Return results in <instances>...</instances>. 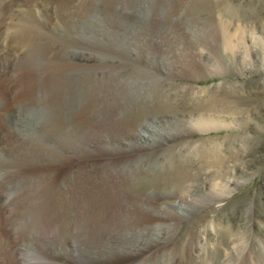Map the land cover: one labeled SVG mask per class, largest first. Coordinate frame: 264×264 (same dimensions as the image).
I'll return each instance as SVG.
<instances>
[{
  "label": "bare ground",
  "instance_id": "1",
  "mask_svg": "<svg viewBox=\"0 0 264 264\" xmlns=\"http://www.w3.org/2000/svg\"><path fill=\"white\" fill-rule=\"evenodd\" d=\"M34 1L0 0V25L19 13L0 50H21L16 59L0 53V146L14 153L0 178L10 193L8 203L0 194V264H227L231 248L219 260L208 253L211 223L192 254L168 238L176 219L218 204L239 184L218 166L216 145L206 147L203 166L220 169L202 182L152 166L169 140L235 120L201 97L191 112L179 111L166 82L224 71L216 38L226 51L248 56L258 47L263 57L257 26L209 15L212 0ZM192 63L198 72L186 69Z\"/></svg>",
  "mask_w": 264,
  "mask_h": 264
},
{
  "label": "rangeland",
  "instance_id": "2",
  "mask_svg": "<svg viewBox=\"0 0 264 264\" xmlns=\"http://www.w3.org/2000/svg\"><path fill=\"white\" fill-rule=\"evenodd\" d=\"M37 1L35 0L34 3L37 4ZM212 2L214 8L209 15L221 13L227 18L239 19L244 24L254 23L257 26L254 29L257 30L255 36L258 34L264 44V0H212ZM34 3L33 8L37 11L39 7L34 6ZM47 12V9H42L38 17L43 20ZM18 15L19 13H16L10 18L6 17L4 24L0 25V43L3 39L9 43L7 31L10 25L16 23ZM188 39L197 50H202V44L198 43L193 34L188 36ZM236 41L233 37L230 44L234 45ZM244 41L249 45L247 38ZM88 42L91 43V40ZM212 43L215 51L214 60L217 61L216 58L221 60L225 66L224 71L216 69L215 74L202 75L203 78L200 77V80L196 81L189 79V73L178 74L175 78H171V81L166 82L165 91L168 95L176 97L180 106L179 111L191 112L196 103L194 98L201 97L203 102H208V106L213 110L211 112L215 115H229L235 118L233 125L225 129L190 133L176 137L173 141L169 140L166 147L164 146L166 150L162 154L163 157L160 156L152 167H154L153 172L159 175H167L172 169H184L191 173L192 178L197 182L200 179L201 182L209 179L212 173L221 168L229 172L239 184H236L234 190L218 204L202 206L203 208L197 209L198 212L193 210L194 212L184 215V218L176 219L173 223L175 233L168 238L174 243L177 242L176 245L187 247L185 249L192 254L194 245L206 234L205 229L211 223L213 228L205 235V241L207 240L208 253L214 260H219L220 253L225 247H229L233 253L228 256L227 264H264V56L259 54L261 48L257 49L258 47H256L257 53L250 51L248 56H245L239 51L240 48L237 50V47L235 53L222 49L219 38L213 39ZM1 50L9 56L13 54L15 59L21 52L20 49L14 52H8L5 48ZM23 53L26 56L28 51ZM2 58L4 61L7 60L6 57ZM167 60L172 59L168 57ZM16 66V63H12L11 70H15ZM171 66L173 67V64ZM195 67L197 66L192 63L189 64V68L186 66V69L195 73L199 71ZM166 76L164 75V79ZM210 144L216 145L214 156L223 157L220 158L223 159L222 164L218 165L220 168L217 165L203 166V157L207 155L208 150L206 147L210 148ZM154 149L159 150V146H155ZM12 154L14 153L10 152V148L7 149L5 144L0 146L1 180L3 167L11 161ZM0 189L4 199L6 194L10 196V193L3 192L1 186ZM9 196L5 200L7 203ZM4 215L6 216L7 213ZM183 229L191 230L189 236L183 231L179 233ZM13 236L11 234L10 239ZM25 244L28 247L30 245V243ZM25 244L20 245L21 248L25 247ZM200 258L202 259V256ZM182 261L180 260L179 264H182ZM199 263L201 264V261Z\"/></svg>",
  "mask_w": 264,
  "mask_h": 264
}]
</instances>
